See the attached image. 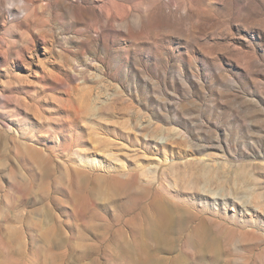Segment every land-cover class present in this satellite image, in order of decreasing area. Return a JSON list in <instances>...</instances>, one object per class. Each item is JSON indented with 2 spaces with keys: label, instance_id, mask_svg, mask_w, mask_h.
Returning <instances> with one entry per match:
<instances>
[{
  "label": "rangeland",
  "instance_id": "rangeland-1",
  "mask_svg": "<svg viewBox=\"0 0 264 264\" xmlns=\"http://www.w3.org/2000/svg\"><path fill=\"white\" fill-rule=\"evenodd\" d=\"M7 2L0 264H264V0Z\"/></svg>",
  "mask_w": 264,
  "mask_h": 264
},
{
  "label": "bare ground",
  "instance_id": "bare-ground-1",
  "mask_svg": "<svg viewBox=\"0 0 264 264\" xmlns=\"http://www.w3.org/2000/svg\"><path fill=\"white\" fill-rule=\"evenodd\" d=\"M202 172H203V170H202ZM201 177L203 178L202 180L204 181L205 185H210V184H213L215 182L213 174L209 173L208 171L203 173V175ZM157 204H161V203L157 202ZM160 209H161V211H160L161 212V218L163 219L164 224L166 222L171 221L172 216H171V213L169 212L168 208L166 206H161ZM168 226H169V224L166 225V227H168Z\"/></svg>",
  "mask_w": 264,
  "mask_h": 264
},
{
  "label": "clouds",
  "instance_id": "clouds-1",
  "mask_svg": "<svg viewBox=\"0 0 264 264\" xmlns=\"http://www.w3.org/2000/svg\"><path fill=\"white\" fill-rule=\"evenodd\" d=\"M6 7L13 8L15 7L21 14L26 12V5L24 4V0H8L6 3Z\"/></svg>",
  "mask_w": 264,
  "mask_h": 264
}]
</instances>
